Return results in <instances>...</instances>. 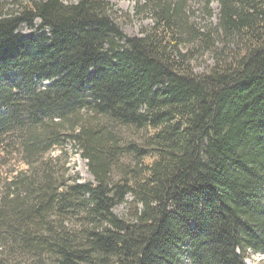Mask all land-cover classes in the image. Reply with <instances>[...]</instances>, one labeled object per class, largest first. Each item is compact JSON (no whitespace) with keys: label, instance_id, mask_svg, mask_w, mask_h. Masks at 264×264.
I'll return each instance as SVG.
<instances>
[{"label":"trees","instance_id":"1","mask_svg":"<svg viewBox=\"0 0 264 264\" xmlns=\"http://www.w3.org/2000/svg\"><path fill=\"white\" fill-rule=\"evenodd\" d=\"M217 2L198 34L184 0H137L152 25L134 38L108 0L0 10V264L264 256V0ZM185 34L212 55L204 73Z\"/></svg>","mask_w":264,"mask_h":264},{"label":"rangeland","instance_id":"2","mask_svg":"<svg viewBox=\"0 0 264 264\" xmlns=\"http://www.w3.org/2000/svg\"><path fill=\"white\" fill-rule=\"evenodd\" d=\"M14 0H0V10L7 12L10 10V3ZM66 1V0H64ZM75 1V0H73ZM118 11V16L121 18L119 26L126 38L139 37L140 33L152 25L150 17L146 15H135V6L137 0H108ZM184 15L188 25L199 33H213L217 27V20L219 16V4L217 0H184ZM40 22L35 21V27L29 28L26 26L20 27L19 33L24 37H33L41 33L39 29ZM185 45L183 50H189L192 59V66L196 73H204L207 68L213 64L212 55L199 46L198 42H191L185 34ZM217 48L221 45L219 42L215 43ZM44 85H48L44 83ZM126 134L130 136L132 130L126 129ZM70 175L77 176L80 183L92 181L88 172L86 162L82 160L77 154L71 153L68 165ZM126 206H119L115 209V213L119 216L125 214ZM246 264H264V256L260 254H249L245 260Z\"/></svg>","mask_w":264,"mask_h":264}]
</instances>
